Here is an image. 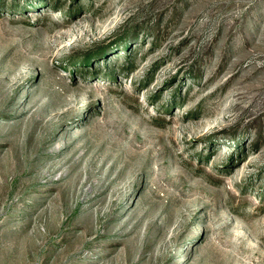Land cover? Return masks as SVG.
<instances>
[{
	"label": "rangeland",
	"instance_id": "obj_1",
	"mask_svg": "<svg viewBox=\"0 0 264 264\" xmlns=\"http://www.w3.org/2000/svg\"><path fill=\"white\" fill-rule=\"evenodd\" d=\"M0 264H264V0H0Z\"/></svg>",
	"mask_w": 264,
	"mask_h": 264
}]
</instances>
